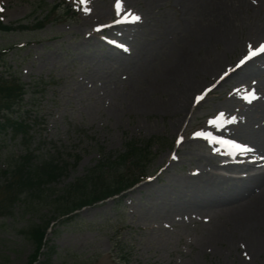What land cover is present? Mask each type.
Listing matches in <instances>:
<instances>
[{"label":"rangeland","instance_id":"374dc122","mask_svg":"<svg viewBox=\"0 0 264 264\" xmlns=\"http://www.w3.org/2000/svg\"><path fill=\"white\" fill-rule=\"evenodd\" d=\"M197 1L192 22L220 34L200 57L209 60L220 56L233 69L248 50L264 42V33L252 35L254 28L264 23V6L259 0ZM146 2L121 0L122 9L136 15L146 8ZM161 3L149 13L143 34L133 42L134 50L139 47L129 68L122 66L113 75L110 71L114 68L108 71L94 66L109 48L98 37L115 40L95 30L122 19L117 0H88L84 5L79 0H0V19L29 26L26 30L0 31V52L7 50L0 59V75L18 77L25 84L24 100L15 107L13 117L32 126L28 144L21 134L15 137L10 130H0V186L10 177L3 171L13 168L28 146L38 157L55 156L69 164L43 193L22 195L11 212L0 211V264H28L36 245L25 230L47 220L52 225L35 264H264V248L258 255L249 249L256 237L264 241V227L229 230L234 225L231 212L237 202L228 200L191 212L177 209L191 194L186 195L183 181L205 165L231 177L253 171L243 169L240 158H226L204 141L207 132H217L227 135L239 149L248 147L235 134L242 124L231 120L232 110L227 113L229 130L220 127L218 117L224 101L238 84H218L225 74L218 79L206 78L182 119L143 109L142 93L150 76L173 59L190 29L189 20L183 17L191 8L189 4L180 0ZM50 8L54 13L46 18ZM101 12L105 15L100 16ZM90 15L95 19L92 25L85 21ZM40 20L45 25L38 28L35 24ZM226 32L235 44L241 41L236 50L227 46L223 38ZM261 81V76L241 80L236 86L235 112L256 90V83L257 91L264 92ZM209 89L214 90L197 101ZM162 97L156 93L146 99L160 101ZM130 138L150 140L148 157L119 169L111 164L107 175L119 172L129 182L137 178L136 182L119 195L76 210L68 222L53 220L54 198L96 165L104 152H123ZM223 160L230 161L232 168L215 165ZM169 180L174 184L171 188L166 185ZM3 197L0 191V201Z\"/></svg>","mask_w":264,"mask_h":264},{"label":"bare ground","instance_id":"6f19581e","mask_svg":"<svg viewBox=\"0 0 264 264\" xmlns=\"http://www.w3.org/2000/svg\"><path fill=\"white\" fill-rule=\"evenodd\" d=\"M181 3L191 7L184 11L183 17L185 21L189 20V34L185 37L183 45L174 55L173 59L169 60L164 66L163 70L159 73L150 76V82L143 91L142 107L146 111H162L178 115L182 119L181 114L184 112L189 113L195 101V94L206 78H216L225 74V77L220 79L218 84H225L227 81H236L240 85L243 78H250L261 76V84L264 87V53H260L249 61L245 62L235 68H231V64L226 62L220 56L215 58H206L202 56V50L208 46L211 40L219 37L220 34L214 32L213 29L202 26L201 23L197 24L192 22L195 17L194 11L197 9L196 0H180ZM217 0H199L201 3H214ZM247 2V1H246ZM248 3V2H247ZM191 4V5H190ZM259 4L264 6V0H259ZM162 5L161 0H147L146 8L139 12L137 16L140 17L138 21L125 19L130 13L128 10L123 9L119 11L122 18L118 22L110 25L102 26L99 31L100 34L108 35L112 39H116L122 43V47H117L106 42L105 36L98 37L99 41L108 45L106 54L103 55V60H99L95 64V68L101 70H108L111 74L125 66L129 68L131 60L135 57V50L139 47L136 46L134 50L133 42L143 34V28L146 26V18L150 12H154L156 8ZM110 13V11L106 12ZM100 16L105 15L104 12ZM136 15V14H135ZM94 17L90 15L86 18V24H93ZM190 18V19H189ZM123 20V21H122ZM264 23L255 27L252 35H261L264 32ZM264 36V34H263ZM224 40L228 47H233L234 50L241 44V41L234 42V38L230 32H226ZM252 38H256L253 37ZM97 40V42L100 44ZM133 46H132V45ZM236 45V46H235ZM211 55V54H210ZM87 57V56H86ZM94 61V57L89 55ZM116 65V66H115ZM233 86L235 91L229 93L228 98L224 101L222 114L218 119L221 123L222 130H229L231 121L227 118V113L232 110L234 116L232 121L241 122L240 129L235 131L239 141H244L248 144L250 149H246L238 153V157L243 163V169L252 170L253 172L240 177H231L224 174H219L207 165L204 169L196 171L194 174L186 178L183 182L185 186L186 195L191 192L184 201L177 206L180 212H191L203 208H213L223 202L231 200L237 202L234 208V225L230 227V231L235 232L238 230L252 229L254 227H264V92L259 93V83L255 84L254 97L250 96L245 102L239 112H235V100L237 99V87ZM236 87V88H235ZM211 89L209 92H213ZM144 93L153 95L159 93L162 99L148 101ZM141 97V96H140ZM232 106V108L230 107ZM175 126H177L175 124ZM178 127V126H177ZM230 162L219 161L215 165L225 169L232 168ZM171 188L174 186L171 180L166 184ZM166 192V191H165ZM176 209V210H177ZM237 228V229H234ZM264 248V241L260 237H256L249 249L252 254H260Z\"/></svg>","mask_w":264,"mask_h":264},{"label":"trees","instance_id":"16d2710c","mask_svg":"<svg viewBox=\"0 0 264 264\" xmlns=\"http://www.w3.org/2000/svg\"><path fill=\"white\" fill-rule=\"evenodd\" d=\"M54 9H48L45 17L48 18L52 15ZM44 25V20L35 24L38 28ZM28 28L29 26L23 22L5 23L0 19V31L9 32ZM6 52L7 50L0 52V59ZM25 93L26 87L20 78L12 75L9 77L0 75V130H10L15 137L21 134L24 142L28 144L32 139V126L25 119L13 117L14 109L24 100ZM149 141L130 138L125 141L123 152H104L103 157L96 165L67 185L63 193L54 198L56 213L53 220L60 219V223L70 221L75 215H67L75 210L105 200L132 185L137 178L129 182L128 177L124 174L120 175L119 172L111 174L109 177L108 170L111 164H117V169H119L121 165L124 166L128 162L140 163L148 157V148L151 147ZM103 151L104 148L101 149V152ZM68 165L67 162H62L55 156L38 157L28 146L13 168L3 171L10 177L3 186H0V191L4 194L0 201V211L11 212L12 207L22 195L36 196L43 193L46 186L55 183L66 172ZM65 216L67 217L65 218ZM50 226L51 221L47 220L42 224L34 223L25 230L36 245L35 252L28 264H35L38 261Z\"/></svg>","mask_w":264,"mask_h":264},{"label":"snow or ice","instance_id":"6c2138e0","mask_svg":"<svg viewBox=\"0 0 264 264\" xmlns=\"http://www.w3.org/2000/svg\"><path fill=\"white\" fill-rule=\"evenodd\" d=\"M87 2H88V0H79V3L82 4V5L86 4ZM116 8H117V11H118V12L123 10V9H122V3H121V0H117ZM2 10H3V9L0 8V11H2ZM87 10H88V9L85 8V11H87ZM129 18H130L131 20H133V21H138V20L140 19L139 16H137V15H135V14H132V13H129V14L125 17V19H129ZM249 48L251 49L252 46L250 45ZM258 53H264V44H261V45L258 47V49L254 50V51H250L249 55H248L247 57H245V59L242 60L241 63L243 64L244 62H246V60L251 59L252 56L257 55ZM249 95H251V96L254 97V93H249ZM203 98H204L203 95H201L200 97H197V101L202 100ZM211 123L215 124V123H217V121H211ZM197 135H204V134H203V133H197Z\"/></svg>","mask_w":264,"mask_h":264}]
</instances>
